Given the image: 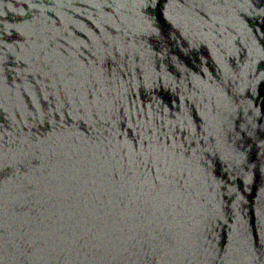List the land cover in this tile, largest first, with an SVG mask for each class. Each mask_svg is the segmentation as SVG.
<instances>
[{
	"label": "water",
	"instance_id": "95a60500",
	"mask_svg": "<svg viewBox=\"0 0 264 264\" xmlns=\"http://www.w3.org/2000/svg\"><path fill=\"white\" fill-rule=\"evenodd\" d=\"M0 264H264V0H0Z\"/></svg>",
	"mask_w": 264,
	"mask_h": 264
}]
</instances>
